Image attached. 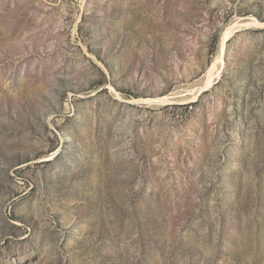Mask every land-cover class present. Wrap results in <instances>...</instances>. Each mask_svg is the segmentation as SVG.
I'll return each instance as SVG.
<instances>
[{
  "label": "rangeland",
  "instance_id": "obj_1",
  "mask_svg": "<svg viewBox=\"0 0 264 264\" xmlns=\"http://www.w3.org/2000/svg\"><path fill=\"white\" fill-rule=\"evenodd\" d=\"M0 264H264V0H0Z\"/></svg>",
  "mask_w": 264,
  "mask_h": 264
},
{
  "label": "bare ground",
  "instance_id": "obj_2",
  "mask_svg": "<svg viewBox=\"0 0 264 264\" xmlns=\"http://www.w3.org/2000/svg\"><path fill=\"white\" fill-rule=\"evenodd\" d=\"M234 28V27H233ZM233 28H231L230 30H228V31H226L225 33H224V35H223V38H222V44H221V49L223 48V46H224V44H225V41H226V39H227V37H228V35L231 33V31H232V29ZM221 49H220V55H221ZM183 96V95H182ZM172 97V96H171ZM164 99V98H163Z\"/></svg>",
  "mask_w": 264,
  "mask_h": 264
}]
</instances>
